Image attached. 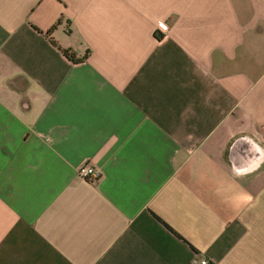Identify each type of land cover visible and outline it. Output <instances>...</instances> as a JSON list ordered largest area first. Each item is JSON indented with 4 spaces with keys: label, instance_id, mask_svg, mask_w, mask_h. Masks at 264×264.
Wrapping results in <instances>:
<instances>
[{
    "label": "crops",
    "instance_id": "obj_1",
    "mask_svg": "<svg viewBox=\"0 0 264 264\" xmlns=\"http://www.w3.org/2000/svg\"><path fill=\"white\" fill-rule=\"evenodd\" d=\"M202 257L264 264V0H0V264Z\"/></svg>",
    "mask_w": 264,
    "mask_h": 264
},
{
    "label": "built area",
    "instance_id": "obj_2",
    "mask_svg": "<svg viewBox=\"0 0 264 264\" xmlns=\"http://www.w3.org/2000/svg\"><path fill=\"white\" fill-rule=\"evenodd\" d=\"M78 176L81 179H92L96 180L98 178V173L97 171L88 165H84L78 169ZM194 264H210L209 259L207 258H196L194 261Z\"/></svg>",
    "mask_w": 264,
    "mask_h": 264
},
{
    "label": "trees",
    "instance_id": "obj_3",
    "mask_svg": "<svg viewBox=\"0 0 264 264\" xmlns=\"http://www.w3.org/2000/svg\"><path fill=\"white\" fill-rule=\"evenodd\" d=\"M65 55L72 60L73 62H76L77 60L75 59L74 55L70 53V51H64Z\"/></svg>",
    "mask_w": 264,
    "mask_h": 264
}]
</instances>
